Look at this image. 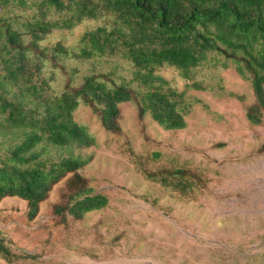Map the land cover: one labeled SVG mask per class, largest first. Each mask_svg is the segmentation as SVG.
Here are the masks:
<instances>
[{
    "label": "trees",
    "instance_id": "16d2710c",
    "mask_svg": "<svg viewBox=\"0 0 264 264\" xmlns=\"http://www.w3.org/2000/svg\"><path fill=\"white\" fill-rule=\"evenodd\" d=\"M99 20L104 23L85 32L75 49L44 44L56 31ZM68 59L93 70L77 83L81 69L68 72ZM123 63L131 79L118 75ZM209 67L234 68L250 83L255 102L247 118L262 125L264 0H0V204L19 198L34 221L65 182L53 210L61 223L106 208L107 196L81 174L93 159L84 151L96 140L76 121L77 109L91 108L115 134L122 133L124 103L137 106L140 120L150 116L165 130H184L194 102L160 73L175 69L187 89L205 90L197 78ZM56 69L67 77L60 91ZM153 177L185 198L205 186L190 168ZM0 257L9 263L38 258L13 252L1 230Z\"/></svg>",
    "mask_w": 264,
    "mask_h": 264
},
{
    "label": "rangeland",
    "instance_id": "374dc122",
    "mask_svg": "<svg viewBox=\"0 0 264 264\" xmlns=\"http://www.w3.org/2000/svg\"><path fill=\"white\" fill-rule=\"evenodd\" d=\"M103 23L56 31L44 44L75 49L85 32ZM65 64L68 72L81 69L77 83L93 70L74 59ZM123 66L118 75L131 79L129 66ZM55 73L60 91L67 77L61 69ZM160 74L194 102L188 127L165 130L150 116L140 120L137 106L124 103L122 133L115 134L81 104L75 119L96 140L84 151L93 159L81 174L107 196L108 206L82 221L61 223L53 210L65 182L34 221L28 220L25 201L5 199L0 230L8 246L38 258L9 263L0 257V264H264V123L247 118L255 102L250 83L234 68L201 69L197 80L205 90L187 89L175 69ZM173 168L199 172L205 186L185 198L153 177Z\"/></svg>",
    "mask_w": 264,
    "mask_h": 264
}]
</instances>
